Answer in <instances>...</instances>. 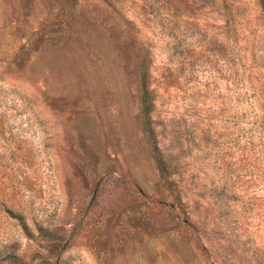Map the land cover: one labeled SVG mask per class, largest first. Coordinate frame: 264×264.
Segmentation results:
<instances>
[{
    "label": "rangeland",
    "instance_id": "rangeland-1",
    "mask_svg": "<svg viewBox=\"0 0 264 264\" xmlns=\"http://www.w3.org/2000/svg\"><path fill=\"white\" fill-rule=\"evenodd\" d=\"M0 264H264L259 0H0Z\"/></svg>",
    "mask_w": 264,
    "mask_h": 264
},
{
    "label": "trees",
    "instance_id": "trees-1",
    "mask_svg": "<svg viewBox=\"0 0 264 264\" xmlns=\"http://www.w3.org/2000/svg\"><path fill=\"white\" fill-rule=\"evenodd\" d=\"M259 1L261 3L262 7L264 8V0H259Z\"/></svg>",
    "mask_w": 264,
    "mask_h": 264
}]
</instances>
